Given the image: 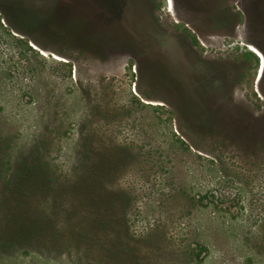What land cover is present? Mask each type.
I'll use <instances>...</instances> for the list:
<instances>
[{
  "label": "rangeland",
  "instance_id": "obj_1",
  "mask_svg": "<svg viewBox=\"0 0 264 264\" xmlns=\"http://www.w3.org/2000/svg\"><path fill=\"white\" fill-rule=\"evenodd\" d=\"M80 1L0 0V264H108L109 232L110 264H264V0H155L204 51L203 104L175 35L142 52Z\"/></svg>",
  "mask_w": 264,
  "mask_h": 264
},
{
  "label": "flooded vegetation",
  "instance_id": "obj_2",
  "mask_svg": "<svg viewBox=\"0 0 264 264\" xmlns=\"http://www.w3.org/2000/svg\"><path fill=\"white\" fill-rule=\"evenodd\" d=\"M203 2H206L207 5L206 14H210L215 17L217 16L218 20L221 14L227 13V11L230 10V5L226 2V0H204ZM79 4L83 6L85 12L88 10L89 13L92 14V7L89 0H81ZM156 5L157 3L155 0H99L95 3V6L98 8V10H100V18L103 17L104 21L110 24H113V19H115L124 30L126 35H128V38L132 40V42L138 46L139 50L142 52H151L153 45V51L165 52V50L168 49L167 39L175 35L176 42L179 46V52H192L190 62L192 70L191 77L192 93L194 96L193 99L195 100L196 104H203L208 99L211 100V97L208 98L199 91L200 85L198 72L199 70H203L202 67L205 61V56L201 53L204 51L201 49L197 38L192 37V35L189 34L187 30H184L181 26L175 25L170 27L165 22L161 23V20L154 14ZM261 8L260 12L264 14V6ZM95 20L96 19H94V21ZM182 20V17H178L177 22L181 23ZM95 22L97 25V21ZM97 34L99 35V39L102 40V28L98 29ZM150 35L153 38L152 44L149 43L148 39ZM182 35H185L183 39L181 38ZM209 36L213 35L210 34ZM207 44V47H209L210 44L208 40L205 45ZM252 44L258 49L259 52L264 54V50L261 46L255 43ZM226 45L227 44L223 43V47L220 49L214 50L212 48L213 51H205L210 52L212 56L213 54L216 55L213 58V62L216 64V70L219 69V77H221V74L223 81H229L231 74L230 64L225 60L227 54L224 53L231 51L226 48ZM104 51L115 52L107 50L106 48H104ZM235 58L238 60V64H243L244 66L246 65L244 56L236 54ZM223 81L219 82L220 85L223 84ZM228 98L233 99V95L230 94V89Z\"/></svg>",
  "mask_w": 264,
  "mask_h": 264
},
{
  "label": "trees",
  "instance_id": "obj_3",
  "mask_svg": "<svg viewBox=\"0 0 264 264\" xmlns=\"http://www.w3.org/2000/svg\"><path fill=\"white\" fill-rule=\"evenodd\" d=\"M33 172V171H32ZM68 187V191L70 193V195H73L74 193L76 194H81V189L78 188V186H76L75 184L71 183V184H68L67 185ZM82 195V194H81ZM75 208H72V211L75 212L77 210V207L74 206ZM90 218L92 219V221L96 224V220H95V215H94V212L92 210V208L90 209ZM75 232V231H74ZM76 233H80L79 231H76ZM83 233V232H82ZM85 234L84 235H87L90 239H86V241L89 243H92L93 245H90L89 247L83 249V251H86V255H90L92 254V251L95 252L94 249H96V246H94L95 244H97V239H98V235H97V231L94 230V229H91V230H87L84 232ZM118 235V236H117ZM117 235L115 234H112V232H109V234L107 235V238H109L107 241L105 239L101 240L100 244L103 242L105 243V250H108L107 251V258H109V260H107L108 264L112 263V258L116 255V253L119 251V247L121 248H124V249H127L129 250V245L126 244V242H130L128 240H126L121 234L117 233ZM113 241L115 243H119L117 244L118 247H114V244L113 245H110L108 243H110V241ZM131 254H133L134 256L137 257L138 259V264L140 263V256L136 253L135 249L134 248H131V251H130Z\"/></svg>",
  "mask_w": 264,
  "mask_h": 264
}]
</instances>
